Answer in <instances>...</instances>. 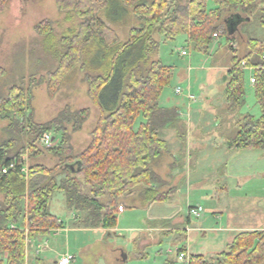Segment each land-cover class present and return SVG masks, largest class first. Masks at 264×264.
Here are the masks:
<instances>
[{"label": "trees", "instance_id": "trees-1", "mask_svg": "<svg viewBox=\"0 0 264 264\" xmlns=\"http://www.w3.org/2000/svg\"><path fill=\"white\" fill-rule=\"evenodd\" d=\"M7 1L0 0V11ZM210 3L214 6L209 7ZM57 6L81 21L77 30L62 35L63 47L56 56V69L48 74V87L55 91L67 70L81 62L87 92L99 116L90 142L77 154L72 152L71 132L87 119V107H65L45 122L28 125L15 117L9 119V137L0 142V264H26L27 241L60 226L48 208L57 191L64 193L69 209L85 213L86 225L105 229L116 225L115 201L136 187L141 186L139 194L146 202L166 197L152 186L157 176L149 166L167 148L161 129L178 118L175 109L158 104L173 72L171 65L152 58L153 54L158 56L161 36L173 39L185 34L195 51L207 53L215 32L229 34L230 16L239 14L245 21L257 17L263 34L248 37L246 53L240 59L232 58L226 71L225 96L232 109L242 103L244 61L253 69L254 94L262 112L258 118L248 114L238 121V133L228 147L264 148V0H57ZM129 7L138 15L139 24L130 27L126 41H120L108 23H119L117 15L130 16ZM26 105V94L15 85L2 98L0 113L22 115ZM140 116L142 121L135 128ZM50 130L54 138L61 135L56 145L45 148L59 160L57 174L44 164L23 159L25 155L32 159L40 152L36 143ZM23 136L27 140L21 141ZM36 174L49 176L39 182ZM58 175H62L59 180ZM102 196H107V202L99 201ZM184 251L180 247L176 255ZM189 256V264H261L264 232L238 234L213 258ZM163 264L178 263L171 257Z\"/></svg>", "mask_w": 264, "mask_h": 264}, {"label": "rangeland", "instance_id": "rangeland-1", "mask_svg": "<svg viewBox=\"0 0 264 264\" xmlns=\"http://www.w3.org/2000/svg\"><path fill=\"white\" fill-rule=\"evenodd\" d=\"M212 6L214 4L210 3L209 7ZM128 10L130 16L117 15L119 23H108L117 33L120 41H126L130 27L139 24L138 15L133 13L132 7H129ZM101 16L104 18L103 14ZM80 21L73 14L61 12L57 6V0H8L0 11V102L15 85L21 86L27 96L24 114L17 115V113L12 112L6 115L0 113V142L9 137L6 129L11 117H15L28 125L35 122H45L56 116L65 107H69L71 110L87 107L89 109L87 119L82 123L80 129L71 132L70 139L73 154L80 153L87 147L91 139V131L99 116V109L87 92L88 86L84 78L85 70L80 67L82 63L80 62L67 70L55 91L52 92L49 89L47 82L48 74L57 67L56 56L58 50L63 47L62 35L77 30ZM262 34L263 28L258 24L257 17L253 16L250 21L241 22L237 30L229 34L226 32L219 34L217 38H214L207 53L195 51L192 45L187 42L185 34H179L173 39H166L165 36L159 37L158 56L153 54L152 58L158 57L162 63L171 65L173 72L168 85L163 88L160 94L158 104L174 105L184 111L189 107L192 109L207 108L209 110L206 105L212 106L218 100H224L223 87L225 81L222 77L231 67L232 58L240 59L246 53L248 37H261ZM232 42L234 46L232 45L231 49ZM181 50H186L187 54L182 55ZM81 60L84 62L85 55L81 56ZM248 79L249 70L245 69V105L242 109L258 116L262 111L255 98L254 85L251 86ZM177 87L181 89L180 93L175 92ZM189 93L194 96V99H187ZM206 98H210V100ZM141 121L142 117L140 116L135 122V128ZM8 129L10 128L8 127ZM47 133L52 136L51 144L49 146L44 145L39 138L36 145L37 151L40 150V152H37L32 159H28L27 155L23 156V159L44 164L53 170L52 173L57 174L56 167L59 160L46 152L45 148L56 145L60 141L61 135L57 134L54 138L53 130L47 131ZM21 139L27 140V137L23 136ZM211 141L213 142L211 147L215 143L225 147L222 141L217 138L211 137ZM165 152L166 150L152 160L149 165L157 176L153 183H158L160 187H163L166 181L161 179L153 170V163L163 158ZM219 163L221 165V152L203 162L204 174L208 178L200 182L195 187L196 189L200 190L201 187L215 188V186L220 188L222 186L217 184L215 177L219 174L216 170ZM48 176L36 174L34 177L40 182ZM61 177L62 175H58L57 179L59 180ZM261 179L258 183L261 182ZM260 184L264 185V182ZM163 188L165 189V187ZM140 189L141 186H138L129 194L123 195L115 201L117 207L119 204H125L123 212H118L115 209L117 218L115 231H109V234L105 231H98L94 236L81 235L75 237L71 235L69 240L65 239L64 233L49 235L46 237L48 248L41 252L42 261L40 263H51L53 258L58 257L61 252L75 254L77 264H163L168 258H176L178 245L170 241L167 236L161 238L158 236L159 240L146 244L142 243L144 236L139 228L151 224L150 222L158 226L159 222L154 207L145 208L144 205L140 204V199L137 197ZM84 190L88 192L89 187L86 186ZM128 195L132 196L131 199L128 198ZM1 199L2 194L0 193ZM107 200V196L99 198L102 203L107 202ZM190 203L196 206L200 204L201 208L204 209L201 213L209 216L205 213L208 204L206 201L201 202L199 198H192ZM186 204L185 200L179 202V214L184 219L187 216ZM48 208L52 214L62 219L71 215L66 209L65 195L62 191L53 194ZM145 220L149 223H146ZM190 220L194 223L196 218L191 215ZM160 224L166 226L165 223ZM153 233L158 235V231ZM163 233L165 232L161 231L159 235L162 236ZM261 264H264V261Z\"/></svg>", "mask_w": 264, "mask_h": 264}, {"label": "crops", "instance_id": "crops-1", "mask_svg": "<svg viewBox=\"0 0 264 264\" xmlns=\"http://www.w3.org/2000/svg\"><path fill=\"white\" fill-rule=\"evenodd\" d=\"M246 69L249 70V84L253 86L250 81L253 70ZM222 79L226 83V74ZM223 92L225 94V85ZM189 95L192 94L189 93L187 99H194V96L190 98ZM206 99L210 100V98ZM244 105L245 96L242 103L234 109L229 107L226 96L224 100H218L215 105H206L209 110L189 107L184 111L174 105L159 104L163 108L175 109L178 118L175 123L161 129L160 136L166 141L167 148L163 158L153 163V170L166 182L163 184L165 189L158 183H152V186L157 187L158 190L163 188L159 191L166 193V197L162 200L146 202L139 193L137 194L141 205L156 209L155 214L158 215L159 222L158 226L150 222L151 224L139 228L144 236L143 244L159 240L158 236L160 238L167 236L170 241L177 243V248L183 247L185 253L208 257L216 256L225 250L240 233L264 232V185L260 184L264 182V148L228 147L238 133V121L244 115L249 114L254 118L261 116V113L257 116L244 111L242 109ZM211 137L221 140L225 147L217 143L211 147L213 143ZM220 152L221 165L219 163L216 167L219 174L215 177L217 184L222 186L196 189L200 182L208 178L204 174L203 162ZM260 179L261 182L258 183ZM131 197L128 195L129 199ZM192 198H199V201L208 203L205 213L209 216L201 213L204 211L203 208L197 215L189 213L190 208L200 206V204L191 205ZM182 200L187 203L186 219L179 214V202ZM119 205L123 206V210L119 211L117 207L118 212H123L125 204ZM66 209L71 213L70 216L62 219L55 215L60 223L59 227L39 233L27 241L26 264H41V252L48 248L46 237L49 235L64 233L65 239L69 240L71 235L94 236L98 231L109 234V231L116 230L115 226L109 229L88 226L84 223L86 216L84 212L69 209L67 206ZM191 215L196 218L194 223L190 220ZM160 223H165L166 226H161ZM155 231H158L157 236L153 233ZM161 231L165 232L162 236L159 235ZM66 253L74 256L70 264H77L76 256L71 252H61L49 264H58L60 257Z\"/></svg>", "mask_w": 264, "mask_h": 264}, {"label": "built area", "instance_id": "built-area-1", "mask_svg": "<svg viewBox=\"0 0 264 264\" xmlns=\"http://www.w3.org/2000/svg\"><path fill=\"white\" fill-rule=\"evenodd\" d=\"M213 36L215 38H217L219 36L218 32H215L213 34ZM231 45L234 46L233 43H231ZM181 54L182 55H186L187 52L186 50H181ZM241 66L246 69V68H249L251 70H253L252 68L250 67H246L245 66V62L242 61L241 62ZM250 81L252 83H254V76L253 74L251 75L250 77ZM175 92L176 93H180L181 92V89L179 87L175 88ZM190 98L193 97V95H189ZM40 141L41 143H43L44 145H47L49 146L51 144V141H52V136L50 133H44L41 137H40ZM3 171H5V169H3ZM118 210L119 211H122L123 210V206L122 205H118ZM202 210L201 206H198V207H192L189 209V213L190 214H194V215H197L200 211ZM74 259V256L71 255V254H63L60 259L58 260V264H70V262ZM189 259H190V256L189 254L185 253V252H179L177 255H176V261L178 264H189Z\"/></svg>", "mask_w": 264, "mask_h": 264}, {"label": "water", "instance_id": "water-1", "mask_svg": "<svg viewBox=\"0 0 264 264\" xmlns=\"http://www.w3.org/2000/svg\"><path fill=\"white\" fill-rule=\"evenodd\" d=\"M246 19H244L242 16H240L239 14H235L234 16H230L229 19L227 20L228 23V32L231 33L235 30H237L238 25L241 24V22L245 21Z\"/></svg>", "mask_w": 264, "mask_h": 264}]
</instances>
